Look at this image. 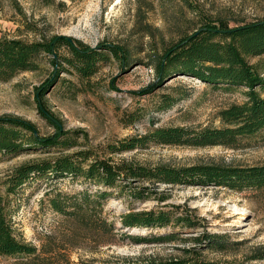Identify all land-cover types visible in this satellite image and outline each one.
Instances as JSON below:
<instances>
[{
	"label": "rangeland",
	"instance_id": "374dc122",
	"mask_svg": "<svg viewBox=\"0 0 264 264\" xmlns=\"http://www.w3.org/2000/svg\"><path fill=\"white\" fill-rule=\"evenodd\" d=\"M264 18V0H0V39L26 42L64 36L91 48L111 45L130 54L126 66L110 58L89 82L80 81L73 70L61 64L55 73L51 57L40 59L39 69L0 81V117L13 116L35 125L41 137L55 129L41 117L39 109L53 116L64 130L83 131L82 146L97 151L109 143L146 134L152 127H220L217 113L246 101L245 88L213 90L196 78L172 74L152 93H137L157 82L152 58L165 46L191 35L200 21L210 19L216 28H231ZM59 50V53H63ZM264 79V55L247 58ZM57 69V68H56ZM57 75L56 81L52 80ZM48 82V83H47ZM48 87L36 102L37 88ZM258 90V89H257ZM262 94V93H261ZM264 97V94H263ZM172 106L162 110L165 99ZM39 101V100H38ZM237 150L211 147L150 146L148 149L114 155L145 166L168 164H219L238 167L264 165V130L242 139ZM101 153V152H100ZM42 154L0 156V194L4 179L16 167ZM56 188L68 193L96 187L81 180H60ZM129 188L145 186L152 195L135 201L129 209L126 197L108 200L103 217L115 224L116 240L98 241L95 236L59 222V216L41 204L52 184H26L16 196H9V215L18 234L40 247L47 237L65 245L67 264H146L180 258L185 249L202 254L210 264H264V190L237 192L215 186H171L134 182ZM165 197L162 202L159 198ZM175 210L196 226L164 228L129 227L119 217L129 212ZM177 233L173 242L136 243L127 235L149 238ZM221 236L232 245L225 250L207 249L199 240ZM111 239H114L111 237ZM107 241V242H105ZM12 259L0 257V264Z\"/></svg>",
	"mask_w": 264,
	"mask_h": 264
},
{
	"label": "trees",
	"instance_id": "16d2710c",
	"mask_svg": "<svg viewBox=\"0 0 264 264\" xmlns=\"http://www.w3.org/2000/svg\"><path fill=\"white\" fill-rule=\"evenodd\" d=\"M191 35L171 43L152 58L151 68L157 82L137 94L146 95L172 74L200 80L213 90L245 88L246 101L232 104L217 113L220 127H152L146 134L124 138L107 144L102 151L82 146L83 131L64 130L41 106L39 114L55 132L48 137L39 136L35 125L13 116L0 117V156L17 157L21 154H42L13 169L1 183L5 195L0 194V257L12 259L10 264H67L65 245L47 237L39 248L26 242L15 230L9 215V196H16L22 188L34 181L52 184L45 192L41 204L59 216V222L73 224L89 232L98 241L116 240L115 224L103 217L105 203L117 197H126L130 209L134 202L147 200L151 191L145 186L129 188V183L146 182L171 186H215L233 191H263L264 165L238 167L197 163L175 167L168 164L145 166L131 161L113 159L114 155L150 146L187 147L204 149L222 147L237 150L244 145L242 139L264 130V79L247 58L264 55V18L231 28H216L214 21L205 19ZM63 50V53H59ZM51 57L55 73L61 64L73 70L82 82H89L100 66L113 58L122 65L130 63V54L124 48L101 45L91 48L79 40L58 36L51 39L26 42L19 39H0V81L7 82L16 75L39 69L40 59ZM57 68V69H56ZM57 75L52 80L56 81ZM48 83V82H47ZM48 87L37 88L36 102ZM258 89V90H257ZM262 93V94H261ZM39 100V101H38ZM161 107L167 109L173 101L167 98ZM41 105V104H40ZM83 140V141H80ZM81 180L96 189L68 193L56 188L60 180ZM163 202L165 197L159 198ZM175 210L157 209L129 212L119 217L126 227L164 228L167 226H196L188 217H177ZM113 237L114 239H111ZM130 241L153 243L175 241L177 233L152 235L149 238L127 235ZM207 249L222 251L232 244L221 236L195 239ZM107 242V241H105ZM145 264V263H144ZM146 264H210L200 252L185 249L180 258Z\"/></svg>",
	"mask_w": 264,
	"mask_h": 264
}]
</instances>
